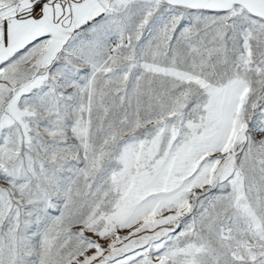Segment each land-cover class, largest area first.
Listing matches in <instances>:
<instances>
[{
  "label": "snow or ice",
  "instance_id": "6c2138e0",
  "mask_svg": "<svg viewBox=\"0 0 264 264\" xmlns=\"http://www.w3.org/2000/svg\"><path fill=\"white\" fill-rule=\"evenodd\" d=\"M0 264H264V0H0Z\"/></svg>",
  "mask_w": 264,
  "mask_h": 264
}]
</instances>
